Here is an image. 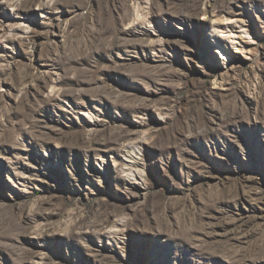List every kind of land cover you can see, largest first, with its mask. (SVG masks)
Returning a JSON list of instances; mask_svg holds the SVG:
<instances>
[{
	"label": "rangeland",
	"instance_id": "rangeland-1",
	"mask_svg": "<svg viewBox=\"0 0 264 264\" xmlns=\"http://www.w3.org/2000/svg\"><path fill=\"white\" fill-rule=\"evenodd\" d=\"M0 264H264V0H0Z\"/></svg>",
	"mask_w": 264,
	"mask_h": 264
}]
</instances>
